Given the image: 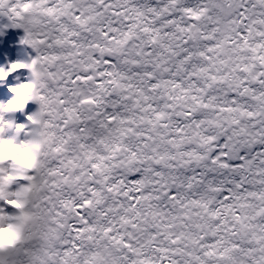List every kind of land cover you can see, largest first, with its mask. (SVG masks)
Wrapping results in <instances>:
<instances>
[{
  "label": "snow or ice",
  "instance_id": "1",
  "mask_svg": "<svg viewBox=\"0 0 264 264\" xmlns=\"http://www.w3.org/2000/svg\"><path fill=\"white\" fill-rule=\"evenodd\" d=\"M0 18L27 56L0 65V142L40 145L0 196V227L26 218L0 264H264V0H0Z\"/></svg>",
  "mask_w": 264,
  "mask_h": 264
},
{
  "label": "clouds",
  "instance_id": "2",
  "mask_svg": "<svg viewBox=\"0 0 264 264\" xmlns=\"http://www.w3.org/2000/svg\"><path fill=\"white\" fill-rule=\"evenodd\" d=\"M20 91L27 94L30 87H23ZM40 145L37 143H20L7 140L0 142V163L11 161V167L16 171L0 178V196L5 194L6 186L12 184L18 173L29 171L37 166ZM31 189L23 192L11 201L14 208L23 209L30 195ZM26 218L14 223H5L0 227V250L10 248L18 244L23 238Z\"/></svg>",
  "mask_w": 264,
  "mask_h": 264
},
{
  "label": "bare ground",
  "instance_id": "3",
  "mask_svg": "<svg viewBox=\"0 0 264 264\" xmlns=\"http://www.w3.org/2000/svg\"><path fill=\"white\" fill-rule=\"evenodd\" d=\"M7 23L5 18H0V65H6L7 63L17 60V59H27L25 49L19 44V40L23 35L21 29H11L3 28V24ZM21 80L28 77V71L21 70L20 73ZM37 106L35 104H29L28 111L35 110ZM23 119V116L20 117Z\"/></svg>",
  "mask_w": 264,
  "mask_h": 264
}]
</instances>
